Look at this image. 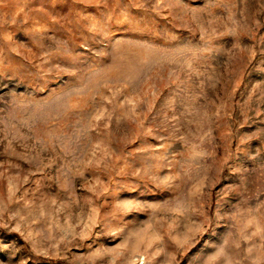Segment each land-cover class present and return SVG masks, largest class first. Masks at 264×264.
Masks as SVG:
<instances>
[{"label":"rangeland","instance_id":"rangeland-1","mask_svg":"<svg viewBox=\"0 0 264 264\" xmlns=\"http://www.w3.org/2000/svg\"><path fill=\"white\" fill-rule=\"evenodd\" d=\"M0 264H264V0H0Z\"/></svg>","mask_w":264,"mask_h":264}]
</instances>
